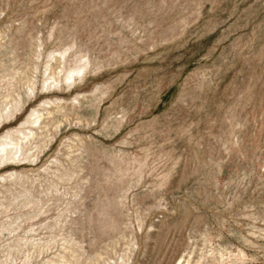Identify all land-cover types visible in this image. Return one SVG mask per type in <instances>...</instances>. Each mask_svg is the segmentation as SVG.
I'll return each instance as SVG.
<instances>
[{
    "label": "rangeland",
    "instance_id": "374dc122",
    "mask_svg": "<svg viewBox=\"0 0 264 264\" xmlns=\"http://www.w3.org/2000/svg\"><path fill=\"white\" fill-rule=\"evenodd\" d=\"M6 142L0 264H264V0H0Z\"/></svg>",
    "mask_w": 264,
    "mask_h": 264
},
{
    "label": "bare ground",
    "instance_id": "6f19581e",
    "mask_svg": "<svg viewBox=\"0 0 264 264\" xmlns=\"http://www.w3.org/2000/svg\"><path fill=\"white\" fill-rule=\"evenodd\" d=\"M81 71L78 72L80 74ZM73 78V76H72ZM21 151V146L19 143L16 142H10V143H4L1 145L0 153L3 155L2 158H7L8 156H16Z\"/></svg>",
    "mask_w": 264,
    "mask_h": 264
}]
</instances>
